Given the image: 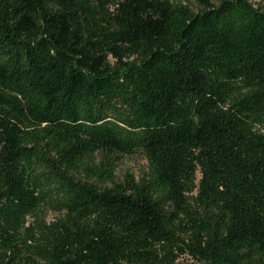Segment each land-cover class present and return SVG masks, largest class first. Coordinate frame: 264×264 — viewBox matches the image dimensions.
<instances>
[{
	"label": "trees",
	"instance_id": "1",
	"mask_svg": "<svg viewBox=\"0 0 264 264\" xmlns=\"http://www.w3.org/2000/svg\"><path fill=\"white\" fill-rule=\"evenodd\" d=\"M195 1L0 0V264H264V11Z\"/></svg>",
	"mask_w": 264,
	"mask_h": 264
},
{
	"label": "rangeland",
	"instance_id": "2",
	"mask_svg": "<svg viewBox=\"0 0 264 264\" xmlns=\"http://www.w3.org/2000/svg\"><path fill=\"white\" fill-rule=\"evenodd\" d=\"M176 1H182L185 4H188L195 11L199 10V6L195 0H176ZM253 2L257 7H259L261 10L264 11V0H253ZM146 171H148V161L142 153H135L133 155L122 157L116 171L117 181L122 182L127 172H131L132 174H134L136 179H140ZM106 186H111V184H107ZM46 214L48 221H52L57 217V215L50 210L47 211ZM179 264H197V262L186 256V257H182L179 260Z\"/></svg>",
	"mask_w": 264,
	"mask_h": 264
}]
</instances>
